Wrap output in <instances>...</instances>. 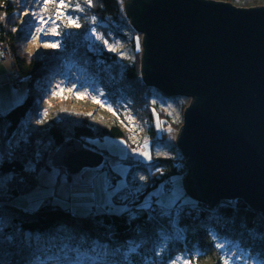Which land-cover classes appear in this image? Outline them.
Returning <instances> with one entry per match:
<instances>
[{"label": "trees", "instance_id": "16d2710c", "mask_svg": "<svg viewBox=\"0 0 264 264\" xmlns=\"http://www.w3.org/2000/svg\"><path fill=\"white\" fill-rule=\"evenodd\" d=\"M20 1L23 0H0V49L11 58L12 70L24 78L28 93L22 102L0 114L1 141H11L23 121L29 120L34 122L30 127L33 138L41 136L40 140L48 142H38L32 146L33 150H30V144L25 145L20 148L23 155L6 156L0 163V175H11L16 179V183L0 197V264H42L69 258L78 262L84 258L88 264H171L179 255H183L190 264H223L224 250L217 249L215 244L225 240L231 241L232 246L238 245L235 248L240 250V254L241 250L247 253L243 259L248 264L264 260V216L243 200L228 199L213 207L196 199L179 200L165 208L149 203V191L165 179L182 177L187 171L185 159L175 140L169 156L153 154L147 163L131 162V166L145 173L146 188L139 197H131L127 203L119 201L118 194L115 195V203L122 205L120 211L108 209L94 213L89 210V213L78 214L69 207L53 204L51 197L44 198L35 208L12 203L14 198L35 191L39 186L37 174L25 169V152H29V158L40 167L41 161L45 163L48 148L69 147L65 145L68 138L85 142L92 136H110L121 137L128 142L118 119L105 121L100 112L71 114L61 112L53 103V116H48L47 120L41 117L43 103L47 105L50 98L51 92L44 90L52 73L43 68L42 60L27 53L25 41L28 29L24 24L32 20V15L22 8L24 4ZM56 1L42 2L44 10L54 9L58 4ZM220 1L242 7L264 5V0ZM65 4L68 5L65 8L72 11L76 5L81 6L86 19L84 28L88 26L86 23L90 17H95L94 25L105 36L130 41L137 49L136 35L139 32L133 29L122 0H93L91 6L85 0H68ZM25 12L29 15L24 16ZM125 27L127 33L122 31ZM78 31L80 28L67 33L60 25V37L67 49L63 62L90 73L103 88L101 98L116 114L122 115L126 108H131L147 121L148 137L156 143H163L167 138L164 126H175L176 131L179 130L188 105L184 99L186 96H180L184 100L177 105L181 120L173 121L165 110L167 103L164 98L167 95L147 85L144 80L142 51L136 58H124L105 47L91 48L83 42ZM12 77L16 84L17 77ZM155 115L162 122L160 134L154 126ZM38 120L43 123H37ZM72 152H67L65 159ZM98 167L106 168L101 163ZM67 172L69 176L73 174L69 170ZM114 179L116 176L113 174L110 181Z\"/></svg>", "mask_w": 264, "mask_h": 264}, {"label": "water", "instance_id": "95a60500", "mask_svg": "<svg viewBox=\"0 0 264 264\" xmlns=\"http://www.w3.org/2000/svg\"><path fill=\"white\" fill-rule=\"evenodd\" d=\"M122 1L142 34L147 85L190 100L176 138L187 194L210 207L240 199L264 216V5ZM101 156L75 149L64 163L76 173Z\"/></svg>", "mask_w": 264, "mask_h": 264}, {"label": "rangeland", "instance_id": "374dc122", "mask_svg": "<svg viewBox=\"0 0 264 264\" xmlns=\"http://www.w3.org/2000/svg\"><path fill=\"white\" fill-rule=\"evenodd\" d=\"M66 1H64V3H66ZM42 2H44V0L20 1V3L24 4L22 7L23 9L29 11V13L36 14L35 16L32 15V20L24 24L28 29L25 41L27 53L38 58L40 61L42 60L44 63L43 68L51 70L52 73L46 81L47 86L44 90V92H51L50 98L47 101V105L43 103L44 106H42L41 117L47 120L48 116H53L52 113L55 111V109L52 108L53 103L58 106L61 112L71 114H92L94 112H100L101 117L105 121L115 119V117L118 119L122 129H124L127 134L128 142H126L124 138L110 136H92L86 138L84 140L85 142L68 138L66 142H70L67 145L69 147L53 148L50 146L48 148L47 146L49 151L45 163L41 161L40 167L36 166L29 158L30 153L25 152V169L29 172L34 171L37 174L39 186L35 191L32 190L30 193L14 198L12 203L25 208H35L44 198L51 197L50 200L53 204H58L66 208L69 207L78 214L89 213V209L94 203L96 205L93 207L99 209L98 211H106L108 209L114 212L116 210L120 211L122 205L121 203H115V195L118 194L117 199L119 201L127 203V200L131 197H139L146 188L145 179H140L141 176L146 178L145 173L137 169L138 167L131 166L133 165L131 162L147 163L151 160L153 154L169 156L172 153V142H176L178 130L176 131L175 126L174 128L170 125L164 126L167 132V138L164 142L156 143L155 140H150L151 138L148 137L147 133L148 123L146 120H142L131 108H126V111L122 115L116 114L117 112L101 98L102 94H104L103 88H101L99 83H96L94 77H92L90 73L81 67L69 66V64L63 62L67 54V52H65L67 49L60 37V25H63V29L66 30L67 33L70 31L76 32L77 28H80L77 34L88 46L91 48L95 46L97 48L105 47L107 50L114 51L120 57L124 58H136L139 52L142 51L141 33L136 35V50H138L136 51L130 41H125L115 36H105V34L94 25L95 22H93V17H90L86 23L88 26L84 28V20L86 19L80 5V9L78 10L76 5L73 12L70 9L61 7L60 0H57L56 3L58 4L55 6L56 9H49L46 12L43 8L45 5H43ZM37 17H39V19ZM20 18L23 19L22 17ZM41 20L44 21L43 29L45 35H43L41 39H36L37 29L41 27ZM72 21H75V24H79V27L75 26ZM53 29L58 31L59 35L53 36L51 34ZM93 29L102 39L96 38V35L93 34ZM122 31L127 33L128 29L125 27L122 28ZM128 36H130V34H128ZM57 41H59V46L57 48L45 47V43H54ZM0 52L3 53V55L0 56V114H3L13 106L22 102L28 93V89L25 82L14 83V78L10 73L12 70L11 58L7 56L3 50L0 49ZM17 96L19 97V102L13 105L12 101L16 99ZM167 97L164 98V101L166 100L167 103L165 110L171 115L173 121H180L181 111H179L180 109L177 105L184 99H186L189 104V98L184 97L183 99L179 98L180 96ZM175 97L177 98L175 99ZM97 101L100 102L97 103ZM154 117V126L158 134L162 122L157 115ZM33 123L32 121L24 120L11 141H1L0 135V142L5 144H0V163L4 158H10V155L13 156L19 153L23 155L21 147L25 145L27 146L30 144V150H33L32 146L39 144L38 142L41 144H46L48 142L45 139L40 140V138H42L41 136L33 138L34 133L30 129ZM88 143L92 145V147H90ZM17 148L21 149L19 150ZM75 149H92L101 155L103 153L101 156V164L106 168L84 167L80 171L69 176L64 159L67 152H72ZM143 153H147L150 158L143 155ZM187 172L188 169L182 177L174 179L173 188L170 191L166 188L164 189L166 179L155 189L149 191L147 195V200L150 199L149 203H156L157 206L165 208L174 205L179 200L180 202L190 199L193 200L194 197L187 194L184 187V179ZM113 174L116 176V179H114L115 181H110ZM15 183V177L11 175H0V197H3L10 189V186ZM84 184H89L91 187H85ZM166 184L169 185L168 182ZM223 250L224 257H233L232 264H244L245 259L242 258L237 261L235 256H233V252H235L236 255H241L239 249L228 244L227 248ZM177 257H181V260L177 261V264H184L185 258L183 255ZM42 264H88V261L83 258L81 262H78L76 259L69 258L62 261L57 259L49 260V262L47 261Z\"/></svg>", "mask_w": 264, "mask_h": 264}, {"label": "snow or ice", "instance_id": "6c2138e0", "mask_svg": "<svg viewBox=\"0 0 264 264\" xmlns=\"http://www.w3.org/2000/svg\"><path fill=\"white\" fill-rule=\"evenodd\" d=\"M49 2V0H44V3L47 4ZM85 2L91 6L92 5V2L93 0H85ZM60 6L61 7H68L67 4L64 3V0H60ZM77 9L79 10L80 9V6L77 5L76 6ZM29 13L28 12H25L24 13V16H28ZM31 15L35 16L36 14L35 13H31ZM39 19V17H37ZM93 19V22H95V17L92 18ZM23 23V20L21 21ZM43 23L44 21L41 20V27L37 29V35H36V39H41V37L43 35H45L44 33V29H43ZM54 23V21H53ZM72 23L75 24V21H72ZM75 26L79 27V24H75ZM16 29L14 28L13 31H15ZM53 36L55 35H59V32L56 31L55 29L52 30V33H51ZM93 34L96 35V38L97 39H102L101 36H99L98 34L95 33V30L93 29ZM106 43V41H105ZM59 46V41L57 42H54V43H45V47H50V48H57ZM114 50V49H113ZM3 53L0 52V56H2ZM19 102V97L17 96L16 99H14L12 101V104L15 105L16 103ZM100 101H97V103H99ZM45 115H46V110H45ZM37 123H43L42 120H38ZM143 155H145L146 157H148V154L147 153H143ZM150 158V157H148ZM141 180H144L145 177L144 176H141L140 177ZM215 239V237H214ZM231 241H228V240H225L223 243H216L215 244V247L217 249H226L227 248V245L230 244ZM233 247H238V245H234ZM129 251H134V249H129ZM241 255H236L235 252H233V256H235V259L237 261L241 260L243 258L244 255H247V253H244L243 250H241ZM157 255H159V253H157ZM125 256L127 257V254H125ZM232 259L233 257L232 256H226L223 258V264H232ZM181 260V257H176L175 260L172 261V264H177V261ZM184 264H190V261L189 260H185L184 261ZM244 264H248V262L245 260ZM257 264H264V260H257Z\"/></svg>", "mask_w": 264, "mask_h": 264}, {"label": "built area", "instance_id": "2783aa9c", "mask_svg": "<svg viewBox=\"0 0 264 264\" xmlns=\"http://www.w3.org/2000/svg\"><path fill=\"white\" fill-rule=\"evenodd\" d=\"M10 73H11L12 76H16L17 77V79H16L17 83L24 82V78L21 77V76H18L16 70L13 69V70H11ZM167 182L169 183V185L166 184ZM173 184H174V178L166 179L165 180V184H164V189L166 188V189H168L170 191L173 188ZM84 186L85 187H91V185H89V184H84Z\"/></svg>", "mask_w": 264, "mask_h": 264}]
</instances>
